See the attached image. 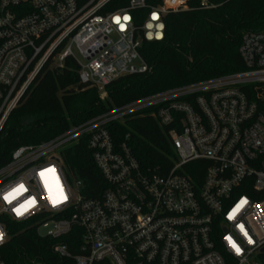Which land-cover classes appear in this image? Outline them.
Returning a JSON list of instances; mask_svg holds the SVG:
<instances>
[{"label":"built area","instance_id":"1","mask_svg":"<svg viewBox=\"0 0 264 264\" xmlns=\"http://www.w3.org/2000/svg\"><path fill=\"white\" fill-rule=\"evenodd\" d=\"M188 1L129 0L101 14L107 0H0V135L46 65L74 60L78 83L101 99L118 77L147 72L143 42L161 41L164 16ZM137 10H146L140 23ZM238 53L241 70L142 96L17 146L0 165V264L7 220L52 240L50 264H264V29L245 31ZM137 117L165 133L168 164L143 167L129 133L115 142L109 125ZM83 138L103 181L94 196L64 162Z\"/></svg>","mask_w":264,"mask_h":264},{"label":"trees","instance_id":"2","mask_svg":"<svg viewBox=\"0 0 264 264\" xmlns=\"http://www.w3.org/2000/svg\"><path fill=\"white\" fill-rule=\"evenodd\" d=\"M79 6L90 0H76ZM129 0H107L98 13L113 12L127 6ZM155 6L161 0H146ZM189 0V8L164 16L161 41H144L140 54L147 72L118 77L106 86L101 99L93 87L78 83V66L66 59L61 67L46 65L14 109L0 135V165L22 144H36L53 138L72 125H78L113 107L182 84L216 77L243 68L238 46L248 30L264 29V0ZM146 10H137V23L144 21ZM77 86L70 88V86ZM69 87V88H68ZM116 143L129 133L128 146L143 167L166 165L171 150L163 130L151 117H137L109 125ZM65 159L87 187L90 196L102 186L100 172L93 165L85 138L68 148ZM7 220L8 240L1 247L6 264H50L52 240L37 236L34 228ZM62 240L66 241L65 238Z\"/></svg>","mask_w":264,"mask_h":264},{"label":"rangeland","instance_id":"3","mask_svg":"<svg viewBox=\"0 0 264 264\" xmlns=\"http://www.w3.org/2000/svg\"><path fill=\"white\" fill-rule=\"evenodd\" d=\"M208 3H210V2H208ZM75 54H76V57H77L81 62H84L83 59L77 54V52H76ZM134 63H135V64H139V61L136 60ZM31 87H32V86H30V88L28 89V92L30 91ZM75 87H77V86H75V85L70 86V88H75ZM68 88H69V87H68ZM64 162H66V160H64ZM65 169H66V171H67L66 173H67V175H68L69 181H70L71 183H73V182H74V177L70 175V171H69V168H68V164H67V165L65 164ZM44 230H45V228H41V229H40V231H41L42 233H44Z\"/></svg>","mask_w":264,"mask_h":264},{"label":"snow or ice","instance_id":"4","mask_svg":"<svg viewBox=\"0 0 264 264\" xmlns=\"http://www.w3.org/2000/svg\"><path fill=\"white\" fill-rule=\"evenodd\" d=\"M125 19H127V17H125ZM43 175V174H42ZM7 199V198H6ZM19 212V210H17Z\"/></svg>","mask_w":264,"mask_h":264}]
</instances>
